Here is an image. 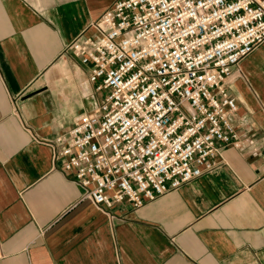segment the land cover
I'll use <instances>...</instances> for the list:
<instances>
[{
    "label": "crops",
    "instance_id": "crops-1",
    "mask_svg": "<svg viewBox=\"0 0 264 264\" xmlns=\"http://www.w3.org/2000/svg\"><path fill=\"white\" fill-rule=\"evenodd\" d=\"M116 0H0V264H264V42L229 76L241 147L107 211L51 140L106 94L67 46Z\"/></svg>",
    "mask_w": 264,
    "mask_h": 264
},
{
    "label": "built area",
    "instance_id": "built-area-1",
    "mask_svg": "<svg viewBox=\"0 0 264 264\" xmlns=\"http://www.w3.org/2000/svg\"><path fill=\"white\" fill-rule=\"evenodd\" d=\"M264 42V0H116L68 46L106 94L51 140L107 211L134 210L241 147L228 78Z\"/></svg>",
    "mask_w": 264,
    "mask_h": 264
}]
</instances>
